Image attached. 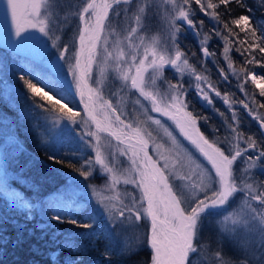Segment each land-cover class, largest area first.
Returning a JSON list of instances; mask_svg holds the SVG:
<instances>
[{
	"label": "snow or ice",
	"instance_id": "1",
	"mask_svg": "<svg viewBox=\"0 0 264 264\" xmlns=\"http://www.w3.org/2000/svg\"><path fill=\"white\" fill-rule=\"evenodd\" d=\"M0 3L3 6L5 23L8 26L10 17L16 37L24 40L35 39L29 32L30 29L43 34L52 41V47L58 49L61 60L66 59L69 47L58 45L60 37L53 34L55 25L52 21L58 13H63L66 20L69 15L74 18V63L69 64L68 68L87 118L81 117L77 120L80 113L68 107L67 103L61 105L59 112L62 115L57 118L67 120L71 124L87 125L89 131L85 135L95 140L94 158L85 159L80 168H75L71 162L67 163V167L78 171L85 179L93 174L97 166L108 174L110 182L106 191L113 194L97 193V205L101 215L112 224L106 236L110 241L107 246L109 250L117 251L113 245L118 247L120 244L115 236L117 228L139 227L143 224L147 229L143 244L151 250L150 264H193L194 256L202 251L199 233L203 218L213 213H228L224 216V223L229 239L238 249L246 251L240 244V238H246L258 264H264V182L258 183L252 178L253 169L264 174V146H258L254 136H245L240 130V121L235 111L231 116L233 123L228 125L229 136H226L224 141L227 147L222 148L219 142L210 141L197 127L199 117L187 110L185 84L179 80L173 83L164 77L166 68L173 69L180 77H193L195 89L201 99L212 105L210 90L231 107L227 94L222 95L208 82L206 75L197 72L196 67L189 63L186 52L181 49L179 37L186 29H191L199 35L204 21L197 20L196 16L203 13L218 24L223 23L228 35H222L219 30L214 31L215 35L221 36L227 42L224 46V59L229 61L228 68L234 74L239 75L228 55V43H233L229 36L235 35L230 24L239 27L241 32H246V40L239 41L241 46L247 42L250 32L253 42L249 43L244 51L249 52L251 58L247 59L246 63H261L251 50L258 49L260 53H264V39L257 36L255 28H250V17L240 15L226 22L222 21L218 11L223 6L225 13L230 12V5L233 3L241 8L246 7L244 0H163V3L169 6L163 14L160 13V6L150 3L149 0H64L63 4L60 0H0ZM149 12H153L151 17ZM112 15L128 18V27L123 34L112 28ZM157 17L164 22L163 32L166 38L163 42L159 36L147 39L144 34L147 22ZM209 39L211 36L205 34L202 45H207ZM236 50L241 51L240 48ZM201 52L205 58L215 55L207 46L201 47ZM241 54L243 55V52ZM109 68L115 73V79L120 82L121 90L127 89L138 94L136 104L143 108L142 101L148 102L150 109L145 108V113L150 110L173 120L180 132L210 163L211 171L199 164L195 165L198 181H191V177H180L189 181L190 200H185L183 195L175 190L170 180L173 174L168 159L162 157L165 162L161 166L158 160L149 155L148 139L145 137H150L151 134L146 133L139 124L127 122L123 118L124 114L113 105L111 99L104 97L103 84L108 78ZM94 70L99 74L95 79ZM240 71L244 72V82L250 79L251 83L260 89L259 95L264 97V76H257L244 69ZM220 74L225 80L228 79L224 69H220ZM21 79L32 93L41 95L42 90L35 84L24 77ZM158 80L161 81L160 84L157 83ZM202 84H206L208 90H205ZM240 90L245 91L244 83L240 84ZM245 95L248 93L245 92ZM43 96H47V93H43ZM61 99L65 97L62 96ZM252 99L255 103V97ZM240 103L247 110V114L257 121L259 128L264 130V114L244 101ZM258 108L264 109V103H260ZM147 119L157 125L161 123L150 115ZM93 125L95 131L91 130ZM101 133H107L119 145H123L118 149L119 154L127 156L130 161L129 168L123 173L118 172L115 164L110 162L104 153ZM168 135L171 136V133ZM172 139L176 144L175 138ZM49 159L57 164H65L64 160L57 159L55 155L49 156ZM238 161L246 167L238 170ZM189 162L191 163L190 157ZM121 182L133 185L139 195L128 194V203H125L116 190ZM237 199L240 200L238 210L228 212V207ZM50 208L53 212L50 220L76 229L89 230L86 233L74 232L66 235L61 249L73 250L77 237L87 236L90 239L96 234L97 216L88 213L87 209L76 201L60 197ZM85 215L86 220L82 218ZM127 251L134 254L131 246L127 247ZM214 257L216 264H227L221 251H216ZM239 264H252V260L245 256Z\"/></svg>",
	"mask_w": 264,
	"mask_h": 264
},
{
	"label": "trees",
	"instance_id": "2",
	"mask_svg": "<svg viewBox=\"0 0 264 264\" xmlns=\"http://www.w3.org/2000/svg\"><path fill=\"white\" fill-rule=\"evenodd\" d=\"M60 2L63 4L64 0ZM149 2L157 5L156 0H149ZM244 2L246 7L243 8L235 3L231 4L228 13L224 12L222 6L218 10L222 21L230 22L240 15H248L251 21L250 28H255L257 36L264 39V0H244ZM119 10L118 8L117 11ZM152 15L153 12H149V16ZM111 19L112 28L117 33L123 34L128 27V18L112 15ZM196 19L203 20L204 25L199 29V35L187 29L180 35L181 49L186 52L189 63L196 67L197 72L206 75L208 82L213 84L222 95L227 94L231 107L210 90L209 95L213 98V104L209 105L201 99L195 89L193 77L188 75L180 77L167 69L164 71V77L173 83L179 80L185 84L187 110L199 117L197 127L210 141L219 142L222 148L227 147L224 141L225 137L229 136L228 125L233 123L231 116L235 111L240 121V130L245 136H254L258 146H264V136L259 130L257 121L247 114V110L240 103L244 101L259 113L264 114V109L258 108L260 103H264V97L259 95L260 89L252 84L250 79L245 83L244 72L240 71L244 69L257 76H264V53H260L258 49L251 50L261 63H246V60L251 58L249 52L244 51L248 44L253 42L250 32L247 42L241 46L239 41L246 40V32H241L239 27L230 24L235 35L229 36V40L233 43H228L230 49L228 55L233 68L239 73L236 75L228 68L229 61L224 59V46L227 42L221 36L215 35L214 31L219 30L222 35H228L223 28V23L218 24L203 13H199ZM67 20L63 13H58L52 21L55 25L53 34L60 37L58 45L61 47L67 45L70 52V50L74 51L76 23L73 18H67ZM162 21L157 17L147 22L144 33L147 39L160 35ZM205 34L211 36V39L207 45H202L201 41ZM49 42L52 41L49 40ZM203 46H207L215 55L205 58L201 52ZM237 48L241 51H237ZM45 63L23 64L17 57H11L5 47L0 46V264H150L151 250L143 244L147 230L143 224L139 227L117 228L115 236L120 244L118 247L113 245L117 251L108 249L110 241L106 236L112 224L101 215L100 209L95 207L96 204L92 199L87 198L88 194L84 190L112 195L113 193L106 191L110 182L109 176L97 166L93 174L85 179L79 175L78 171L67 167V163L71 162L75 168H80L85 159H92L95 156L93 148L88 145L86 139H82L80 131L74 129L73 133L64 136V138L68 137L66 152L53 150L45 144L42 138V134L46 131L44 119L48 115L59 112L60 105L47 99L43 94L32 93L21 77L30 80L37 88L71 107V104L57 94L59 82L50 76ZM220 69H224V74L228 76L227 80L220 74ZM157 83L160 84L161 81L158 80ZM241 83H244V92L240 90ZM111 84L112 92H114L113 104L117 106L114 102L116 99L122 104L124 115L129 120L132 119L133 123L148 129L157 141L164 145L172 161L170 170L173 175L170 176V180L175 190L181 193L185 200H190L189 181L182 180L180 177H191V181H198V170L195 169V165L199 164L202 168L211 171L210 163L177 138H175L177 143L174 144L172 137L165 132L166 128L162 125L156 127L150 124L144 109L135 103L137 95L127 89L121 90L115 74H112ZM202 87L208 90L206 84H202ZM245 92L248 95H245ZM253 97H255V103ZM119 103H117L118 106ZM104 137L101 135V138ZM173 152L181 153L185 160H179V156L173 155ZM52 155L64 160L65 164H57L50 160L49 156ZM236 167L240 170L246 165L238 161ZM252 178L258 183L264 182V174L256 169L252 170ZM116 190L124 198L125 203H128V194L139 195L133 185H125L122 182L117 185ZM74 191L78 193L75 194ZM54 197L76 201L83 205L88 213L97 216L96 234L90 239L87 236L77 237L73 250L61 249L65 236L74 232L86 233L89 230L76 229L50 220L49 217L53 215V212L50 209L49 213H46L43 207H49L48 204ZM239 204L240 200L237 199L229 207H238ZM222 215L213 213L203 218L199 233L202 251L197 255L202 252L221 251L227 264H239L242 258H231L229 255L228 249L232 248V243L229 233L222 228L224 223L220 221ZM82 218L86 220L87 216ZM215 242L220 247H214ZM128 246L134 249V254L128 253ZM213 260L215 261L214 254Z\"/></svg>",
	"mask_w": 264,
	"mask_h": 264
},
{
	"label": "rangeland",
	"instance_id": "3",
	"mask_svg": "<svg viewBox=\"0 0 264 264\" xmlns=\"http://www.w3.org/2000/svg\"><path fill=\"white\" fill-rule=\"evenodd\" d=\"M154 4V2H153ZM156 4L160 6V13L163 14L164 10L166 8H168L169 6L163 3V0H156ZM67 18L71 19L73 17L68 16ZM74 19V18H73ZM69 20H67L68 22ZM71 22V21H69ZM163 28H164V22L162 21V24L160 25V39L163 42L166 38V34L163 32ZM29 32L31 33L32 36L35 37V39L32 40H24L20 37H16L15 34L12 37V39L9 42H3V44L5 45L6 50L8 51V53L10 54L11 57H17L19 59V62L25 64L27 62H29L30 64L34 65V63H45L46 67H47V71L50 74L51 77H54L58 82L59 85L57 87V94L60 96V98L63 96L65 97L64 100H66L69 104H71V108L80 113V116L77 117V120H80L81 117L83 118H87L85 113H84V106L83 104L80 102V97L76 92V88H75V84L73 82V78H72V74L69 71L68 65L71 63H74V58H73V52L71 51L69 53H67L66 55V59L65 60H61L59 59L60 56V52L57 50V48H53L52 47V42L50 43L49 40H47V37L43 36V34L35 31V30H29ZM27 35V34H25ZM151 39V38H149ZM10 50V51H9ZM21 51H24L25 55H22ZM15 52V53H13ZM16 56H15V55ZM31 58L33 62H30L29 60H27V58ZM27 62H25V61ZM166 69H170V68H166ZM173 70V69H171ZM173 72L175 73V71L173 70ZM112 74H115L111 68L108 69L107 72V76L108 78L104 81L103 84V95L105 98L107 99H111L112 103H113V94L114 92H112L111 89V79H112ZM98 71L94 70L93 72V77L98 78ZM120 83V82H119ZM119 92V91H118ZM45 93L44 91H41V94ZM137 98H138V94ZM47 99L56 101L57 104L61 105L64 104L62 101H59L57 99H55L52 95L47 93ZM142 99V98H141ZM116 102L117 107L120 109V111L124 114L123 112V108H122V104L117 102L116 99H114ZM59 101V103H58ZM119 103V106L118 104ZM142 103L144 104L143 109L145 108H149L150 109V105L148 104L147 101H142ZM115 105V104H113ZM70 105H68L69 107ZM145 112V110H143ZM147 116H152L154 119H158L161 121V123L159 125L153 123L152 121L149 120V123L158 127L160 125L163 126L165 132L171 133V137L173 138H177L178 140L182 141L184 144H186V146L188 148H190L191 150H193L194 152L198 153L200 156H203L199 150L195 147V145H193L191 143V141H189L179 130V128L176 127V124L173 120H171L169 117L167 116H162L159 113H154L151 112L150 110L146 113ZM60 115H62L60 112L57 113H53L51 115H48L45 119H44V125L46 127V131L42 134V138L45 140V144L48 145L51 149L53 150H62L63 152H66L67 149V141H68V137L64 136H68L69 134L73 133V130L76 129L78 131H80V135L82 137V139H86L87 143L89 146H91L93 148V144L95 143V140L92 137H88L85 135V133L87 131H89V127L85 124H71L69 123L67 120H59L57 117H59ZM123 118L129 122V123H133L132 119L129 120L125 115H123ZM134 125H136L137 123H133ZM140 126V125H139ZM142 129H144L146 131V133H150V137H145L146 139H148V151H149V155H151L153 157L154 160H158L159 164L162 166L165 162V160L162 158H167L168 162H169V166L172 163L171 159L169 158V155L167 153L166 148L164 147L163 144H161L160 142L157 141V139L154 137V134L149 132V130L142 126H140ZM92 131H95V127L92 126L91 128ZM65 142V143H64ZM101 144L103 146V151L104 153L107 155L108 160L112 163L115 164L116 169L118 170L119 173H123L125 169H128L130 166V161L128 159L127 156H121L119 154L118 149L123 147V145H119L117 143H115L112 139L108 138V137H104L101 138ZM159 145L160 147L157 148L156 146ZM94 151V149H92ZM179 153V152H177ZM177 153H172L173 155L177 156ZM95 154V151H94ZM113 157H115V160H113ZM204 157V156H203ZM205 158V157H204ZM179 160L184 161L185 158H183L181 156V153H179ZM75 189V188H74ZM76 190V189H75ZM79 191V190H77ZM74 191L75 194H77L78 192ZM88 195L87 198L88 199H92L93 202H95L96 206L97 205V200L99 198V196L97 195V192H91L90 190H84ZM100 195H105L100 193ZM60 198V197H58ZM57 200L56 197H54V199H51L49 202V207L48 206H44L43 209L46 213H49L50 211V206L53 202H55ZM99 208V207H98ZM238 207H228V212H234L237 211ZM228 213H225L221 216L220 221H224V216L227 215ZM222 228H224L227 232L228 229L225 225V223H223ZM230 242L232 243V248H229V255L231 258H243L245 256L250 257L252 260V264H258L257 258L256 256L253 255V250L251 247L250 242L246 239V238H240V244L243 246L244 249H246V251H242L240 249H238L234 243L232 242V240L230 239ZM257 243H258V238H257ZM214 247H220V245L218 243L215 242ZM215 251V250H214ZM215 253V252H214ZM214 253H205L202 252V254L199 255H195L194 259H193V264H216V262L213 260V254ZM258 255V254H257Z\"/></svg>",
	"mask_w": 264,
	"mask_h": 264
},
{
	"label": "water",
	"instance_id": "4",
	"mask_svg": "<svg viewBox=\"0 0 264 264\" xmlns=\"http://www.w3.org/2000/svg\"><path fill=\"white\" fill-rule=\"evenodd\" d=\"M5 2H6V0H5ZM13 32H14V29L11 27V19H10V17H9V20H8V26L5 23L4 13H3V6H2V3H0V41L1 40H5L6 38H8ZM262 132L264 133V130H262ZM101 134L111 138L114 142L118 143L112 137L108 136L107 133H101Z\"/></svg>",
	"mask_w": 264,
	"mask_h": 264
}]
</instances>
